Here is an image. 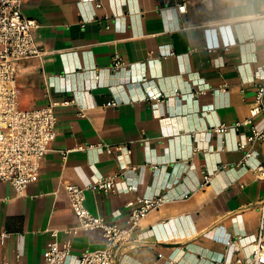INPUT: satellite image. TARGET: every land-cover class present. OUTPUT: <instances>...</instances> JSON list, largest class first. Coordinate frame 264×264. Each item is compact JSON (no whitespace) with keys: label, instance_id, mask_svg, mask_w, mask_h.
Masks as SVG:
<instances>
[{"label":"crops","instance_id":"obj_1","mask_svg":"<svg viewBox=\"0 0 264 264\" xmlns=\"http://www.w3.org/2000/svg\"><path fill=\"white\" fill-rule=\"evenodd\" d=\"M174 3L23 0L44 54L17 65L20 106L61 104L37 179L21 194L0 182V261L39 264L52 240H70L64 264L103 247L99 231L77 228L63 181L84 188L113 175L116 192L85 191L86 207L106 221H124L136 196L166 199L114 264H232L235 251H250L264 201L252 169L264 142L247 141L250 126L211 128L247 119L255 104L264 0H187L182 14ZM114 55L125 66L113 68ZM146 90L163 100L150 103ZM252 126H263L260 115ZM262 226L264 235V218Z\"/></svg>","mask_w":264,"mask_h":264},{"label":"built area","instance_id":"obj_2","mask_svg":"<svg viewBox=\"0 0 264 264\" xmlns=\"http://www.w3.org/2000/svg\"><path fill=\"white\" fill-rule=\"evenodd\" d=\"M168 2V0H162ZM178 13L186 9L187 0H174ZM23 0H0V182L10 183L17 194L37 179L41 161L50 150V145L56 137L55 123L56 101H49L38 108H23L19 101V87L17 83V65L21 60L44 54L37 45L34 30L36 21L22 13ZM185 28V25H181ZM208 51L214 48L206 47ZM173 52L170 51L169 55ZM112 66L115 69L125 66V62L118 55L112 57ZM258 81L255 85V104L250 110V116L243 121L232 124L213 126L211 131L223 134L228 130H238L240 126H250L248 142L261 140L264 142V69L255 73ZM95 75V79H98ZM144 99L152 104L163 100L160 92L146 90ZM64 101L62 104H68ZM107 105H116L115 101ZM260 115L263 126L255 128L252 119ZM245 143H239V149ZM66 150L64 155L69 152ZM251 156L246 152L244 159ZM256 179L264 182V159L254 165L252 169ZM118 175L97 179L88 187H80L70 181H63L64 189L69 198L71 209L77 219V228L80 230H97L105 241L103 247L85 251L79 255L76 264H114L118 250L124 243L131 242L132 233L136 231L140 221L152 210L158 209L166 200L163 195L136 196L124 203L126 217L124 221H106L101 216L93 214L85 205L86 189H96L109 192L117 191ZM208 179V177H207ZM206 179V180H207ZM205 180V181H206ZM128 191L134 186L126 185ZM261 225L258 233L250 243V251L240 253L235 251L232 264H264V235L262 219L264 218V201L261 205ZM67 233L71 234L72 229ZM56 236V232L52 233ZM5 235L1 234L2 239ZM132 243V242H131ZM71 254V242L52 240L47 243L43 261L39 264H64ZM0 264H16L0 261Z\"/></svg>","mask_w":264,"mask_h":264}]
</instances>
